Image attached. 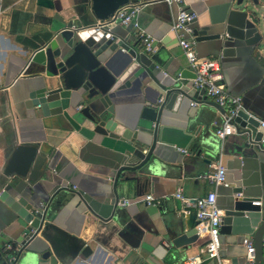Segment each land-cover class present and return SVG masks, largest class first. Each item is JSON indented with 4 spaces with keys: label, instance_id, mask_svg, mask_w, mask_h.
<instances>
[{
    "label": "water",
    "instance_id": "obj_1",
    "mask_svg": "<svg viewBox=\"0 0 264 264\" xmlns=\"http://www.w3.org/2000/svg\"><path fill=\"white\" fill-rule=\"evenodd\" d=\"M193 1L201 3L207 12L202 18L196 12L197 17L192 22L196 43L214 50L230 45L250 47L264 54V0ZM82 2L74 16L54 29L51 39L31 47L28 67L34 66L35 72L18 86L20 97L16 102L23 104L25 113L40 115L52 126L76 131L88 140L110 138L120 141L125 158L112 176L110 187L98 186L94 195L77 186L61 185L51 190L54 179L45 178L41 172L46 160L39 156L40 145L22 138L10 152L0 177V202L7 206L15 220L22 222V233L14 241L19 244V249L14 251L5 248L9 240L0 231V264H25L33 256L39 257V240L50 241L51 248L57 250L60 238L52 231L55 225L50 216L52 201L61 189L78 194L88 210L109 222L117 218L122 208L118 204L122 195L134 189L142 196L148 189H153L154 176L168 163H174L178 168L185 166L189 162L187 159L168 160L167 139L171 122L176 119L173 113L184 110L188 101L212 106L223 117L226 114L223 106L206 96L205 89H196L189 83L195 73L183 59L166 56L161 50L148 53L141 47L140 39L131 43L128 33L111 28L109 23L113 20L109 19L119 7L130 2L146 5L150 2ZM36 3L39 7L56 8L55 0H36ZM126 30L129 32L128 28ZM218 58L222 64V57ZM3 88L5 86L0 84V89ZM147 88L152 95L147 93ZM130 90L146 91V100L141 102L138 112L122 118L117 106ZM261 120L243 105L232 124L240 136L238 147L264 161ZM198 135L191 137L186 148H178L184 157L210 154L206 135ZM190 146L196 150L189 151ZM204 162L209 164L211 160L205 158ZM250 186L241 182L232 188L223 208L220 234L242 236V242L245 238L250 239L255 247V264H264V207L255 204L261 200L250 194ZM47 191L50 196L44 201ZM194 202L192 199L191 203ZM160 210L172 221L173 246L187 250L198 240L195 206H184L181 199H175L161 205ZM80 249L86 257L94 252L85 241L80 243ZM52 251L50 249L42 256L47 258ZM246 254L247 247L245 254L231 258V264H245Z\"/></svg>",
    "mask_w": 264,
    "mask_h": 264
},
{
    "label": "crops",
    "instance_id": "obj_2",
    "mask_svg": "<svg viewBox=\"0 0 264 264\" xmlns=\"http://www.w3.org/2000/svg\"><path fill=\"white\" fill-rule=\"evenodd\" d=\"M19 1L0 0V84L5 86L0 89V103L4 102L0 105V177L10 152L24 138L40 145L39 156L46 160L41 172H44L45 178L54 179L51 190L61 185L72 188L77 186L94 195L98 186L110 187L112 176L125 158L122 143L110 138L102 141L88 140L76 131L54 127L40 115L25 113L23 104L16 102L20 97L17 94L18 86L35 72L34 66L28 67L31 47L51 39L55 34L54 29L63 25L62 21H68L74 16L83 2L55 0V9L39 7L35 2V10L32 11L16 10L14 7ZM142 1L150 3L141 9L138 21L145 32L157 39L156 51L161 50L166 56L183 59L190 67L179 44V36L172 30L176 6L161 0ZM185 3L201 18L207 15L201 3L193 0H185ZM110 26L128 33L131 43L140 39L139 30L133 25L127 27L116 22ZM196 52L201 57L221 56L224 83L228 90L234 95H241L244 107L264 119L263 53L250 47L233 45L222 49H206L205 44L199 42L196 43ZM189 83L192 85V80ZM146 91L148 93L150 89ZM146 91H128L117 106L119 116L131 117L132 113L138 112L141 102L146 100ZM193 103L188 101L184 110L173 113L176 119L171 122L168 130L170 137L167 139L168 160L181 161L184 158L189 162L182 168L174 163L164 165L154 176V188L148 189L145 194L165 197L175 195L182 189L184 196L191 201L216 191L217 206L223 210L232 188L242 182V185H251L250 194L261 200L255 204L264 207V161L238 147L240 136L236 129L224 140L220 139L216 131L223 126L222 114L207 104ZM197 133L200 137L206 135L205 143L210 154L193 158L188 154L184 157L178 148H186L191 137ZM195 150L190 146L189 151ZM205 158L212 162L221 160L226 168L228 186H216L210 180L198 177L209 170ZM49 194L48 191L45 193L44 201ZM121 197L133 201L120 209L117 218L105 222L87 209L78 194L61 189L52 201L53 212L50 216V221L55 225L52 231L60 238L57 250L51 248L50 241L39 240L37 250L40 256H33L25 264H184L190 257L201 252L204 245L202 238H198L187 250L172 245L170 231L173 224L169 215L160 210L161 205L148 204L138 199L140 195L134 189ZM181 200L184 206L189 204L186 199ZM20 224L22 222L15 220L7 206L0 202V231L5 233L9 241L20 237ZM82 241L94 250L90 257L82 254ZM221 241L222 264H231L233 256L246 252L242 236L221 234ZM50 249L53 250L50 256L43 257L42 254ZM201 264H219V261L205 258Z\"/></svg>",
    "mask_w": 264,
    "mask_h": 264
},
{
    "label": "built area",
    "instance_id": "obj_3",
    "mask_svg": "<svg viewBox=\"0 0 264 264\" xmlns=\"http://www.w3.org/2000/svg\"><path fill=\"white\" fill-rule=\"evenodd\" d=\"M169 5L177 6V16L173 23L172 30L179 36V44L183 48L186 58L189 62L191 70L195 73L192 79V86L196 89H205L206 96L223 106L226 110L223 126L217 128V136L224 140L228 134H231L235 128L232 124L237 112L243 108L242 98L239 95L232 94L224 83V74L222 72V64L218 57H201L196 52V41L193 36L192 22L197 17L195 11H190L185 0H161ZM145 3H128L119 7L114 15L109 19L113 20L109 24L119 22L123 26L133 25L139 30V36L143 43V49L148 53H154L157 48V39L149 33L145 32L139 24L138 14L145 6ZM108 20V21H109ZM194 104V103H193ZM261 126L264 127V119L261 120ZM181 151H188L180 149ZM200 179H208L216 186L226 185V168L221 160L209 163V170L198 176ZM76 188V186H74ZM148 204L156 206L162 205L171 199H186L188 205L196 207L195 226L197 235L203 239L204 247L197 255L190 257L184 264H201L205 260L214 259L221 263L220 250L222 247L220 229L223 222L224 211L217 206V193L211 191L205 196L195 198L192 204L189 198L184 196L183 190L179 189L175 195L157 197L154 194L147 193L140 196ZM133 200L123 198L118 203L120 207H127ZM260 203L259 201H256ZM244 245L247 247L245 264H255V247L253 242L245 238ZM6 249L18 250L19 244L9 241L5 245Z\"/></svg>",
    "mask_w": 264,
    "mask_h": 264
},
{
    "label": "rangeland",
    "instance_id": "obj_4",
    "mask_svg": "<svg viewBox=\"0 0 264 264\" xmlns=\"http://www.w3.org/2000/svg\"><path fill=\"white\" fill-rule=\"evenodd\" d=\"M16 1V0H15ZM35 2L36 0H21L19 1V3H17V5H15V9H22V10H35ZM16 9V10H18ZM204 247V245L202 246Z\"/></svg>",
    "mask_w": 264,
    "mask_h": 264
}]
</instances>
